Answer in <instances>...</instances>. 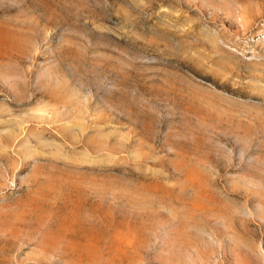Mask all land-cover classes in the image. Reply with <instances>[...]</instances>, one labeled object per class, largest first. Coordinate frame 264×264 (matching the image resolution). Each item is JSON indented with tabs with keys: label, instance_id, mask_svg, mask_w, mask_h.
Listing matches in <instances>:
<instances>
[{
	"label": "rangeland",
	"instance_id": "obj_1",
	"mask_svg": "<svg viewBox=\"0 0 264 264\" xmlns=\"http://www.w3.org/2000/svg\"><path fill=\"white\" fill-rule=\"evenodd\" d=\"M0 264H264V0H0Z\"/></svg>",
	"mask_w": 264,
	"mask_h": 264
}]
</instances>
